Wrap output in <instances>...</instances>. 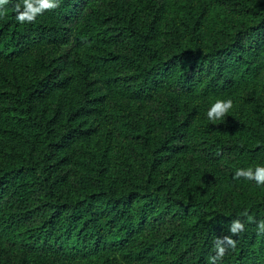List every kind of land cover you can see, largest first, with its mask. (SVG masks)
Here are the masks:
<instances>
[{
    "label": "trees",
    "instance_id": "16d2710c",
    "mask_svg": "<svg viewBox=\"0 0 264 264\" xmlns=\"http://www.w3.org/2000/svg\"><path fill=\"white\" fill-rule=\"evenodd\" d=\"M18 3L0 17L5 264H209L218 240L216 264H264V184L236 178L264 167V0H60L23 24ZM73 35V48L86 45L77 72L71 53L28 61ZM150 99L158 118L120 112ZM114 117L130 154L89 161L81 143ZM71 164L96 174L76 184Z\"/></svg>",
    "mask_w": 264,
    "mask_h": 264
},
{
    "label": "rangeland",
    "instance_id": "374dc122",
    "mask_svg": "<svg viewBox=\"0 0 264 264\" xmlns=\"http://www.w3.org/2000/svg\"><path fill=\"white\" fill-rule=\"evenodd\" d=\"M94 8V6L85 8V12H89ZM84 20L80 18L77 20L76 23H74L75 33H82L83 30H85V24ZM79 36H82L80 34ZM75 37L76 35L72 36V41L70 44L62 45V46H53V45H44L40 47V49H33L31 50L26 56L28 61L30 62V59H36L44 57L45 59L56 57L59 58L61 55L65 58H67V55L71 53L70 60H73L75 62L76 58L78 60H83L85 56L84 48L85 44L83 45V48H73L72 44H75ZM31 64V63H30ZM80 63L75 62V66L73 65L71 67V70H74L77 72V69L79 67ZM28 69L29 71L32 69L31 65L27 64V62L22 63L21 69ZM68 70H65V72L68 73ZM62 75V74H61ZM76 93V92H75ZM80 95V93H78ZM161 99H164V97H161ZM57 99L50 100V107L47 108V117L51 115V113L55 110V107L57 105ZM123 103V102H121ZM139 104V103H138ZM145 107L143 109H140V107L137 106L135 103H129L126 105H122L120 108V112L125 115V117H128L130 120L138 119V118H158L159 111H156L159 105L161 104L160 99H150L148 100V103H144ZM235 104V103H233ZM110 105H115L114 101L110 102ZM4 104L0 103V113H4L5 110L3 109ZM116 109V108H115ZM115 111V110H114ZM119 110H116L114 114L118 113ZM113 114V116H114ZM101 118H103L101 116ZM134 118V119H133ZM110 123L107 122L105 119H102L101 125H98L93 133V135L86 141L81 143L82 148L86 151L84 156L89 160L96 161V157L99 155H104L103 153L110 152L109 155H111L113 158L118 156H123L124 154H130L129 145H127L126 141H124V138L122 135L118 133V131L114 130L112 128V122L114 120H117V118H109ZM124 153V154H123ZM105 156V155H104ZM116 165V163H115ZM120 169L119 166H116V169L113 170L111 173H113L114 178H117L116 172ZM70 173L71 181L77 184V179L79 180L80 177L84 176H95V171L87 172V168H78V165L71 164L69 168H67ZM81 170V171H79ZM255 183V182H254ZM10 256H6L3 254H0V264H5V261Z\"/></svg>",
    "mask_w": 264,
    "mask_h": 264
},
{
    "label": "clouds",
    "instance_id": "9594fccd",
    "mask_svg": "<svg viewBox=\"0 0 264 264\" xmlns=\"http://www.w3.org/2000/svg\"><path fill=\"white\" fill-rule=\"evenodd\" d=\"M9 0H0V17L6 15L7 9L5 5ZM60 6V0H22L21 4L15 5L16 19L20 23H34L37 16L44 11H52ZM233 107L231 99L217 100L209 109L207 116L210 120L221 119ZM244 177L245 179L255 180L258 184H264V167H257L255 172L253 170L241 169L236 172V178ZM260 232H264V221L258 225ZM244 230V224L239 220L232 222L230 231L233 235ZM229 245L235 247V241L231 237L223 238ZM226 249L218 240L215 244V255L209 257V264H216V261L221 259L225 254Z\"/></svg>",
    "mask_w": 264,
    "mask_h": 264
}]
</instances>
